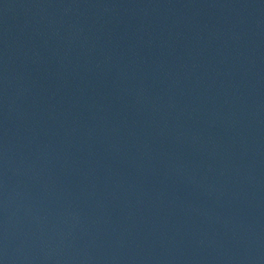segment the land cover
Returning a JSON list of instances; mask_svg holds the SVG:
<instances>
[{
	"label": "water",
	"instance_id": "95a60500",
	"mask_svg": "<svg viewBox=\"0 0 264 264\" xmlns=\"http://www.w3.org/2000/svg\"><path fill=\"white\" fill-rule=\"evenodd\" d=\"M0 264H264V0H0Z\"/></svg>",
	"mask_w": 264,
	"mask_h": 264
}]
</instances>
